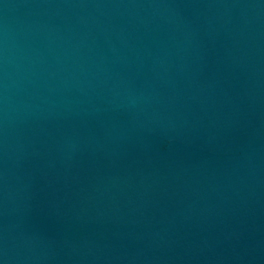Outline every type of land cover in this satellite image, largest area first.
I'll return each instance as SVG.
<instances>
[{
  "label": "water",
  "instance_id": "water-1",
  "mask_svg": "<svg viewBox=\"0 0 264 264\" xmlns=\"http://www.w3.org/2000/svg\"><path fill=\"white\" fill-rule=\"evenodd\" d=\"M0 264H264V0H0Z\"/></svg>",
  "mask_w": 264,
  "mask_h": 264
}]
</instances>
